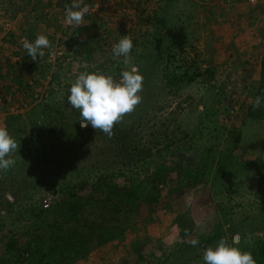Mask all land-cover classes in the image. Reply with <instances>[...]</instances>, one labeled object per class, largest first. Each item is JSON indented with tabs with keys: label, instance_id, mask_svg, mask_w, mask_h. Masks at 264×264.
<instances>
[{
	"label": "rangeland",
	"instance_id": "obj_1",
	"mask_svg": "<svg viewBox=\"0 0 264 264\" xmlns=\"http://www.w3.org/2000/svg\"><path fill=\"white\" fill-rule=\"evenodd\" d=\"M71 2L0 0V127L18 145L15 165L0 171V256L13 237L30 244L28 232L49 236L48 224L42 228L41 220L28 218L51 210L73 188V196L84 198L82 218L95 225V235L71 264H204L206 247L221 238L231 243L237 233L236 246L264 264V104L253 111L255 118L249 117L258 87L237 79L227 83L224 69L215 70L203 57L197 61L199 36L229 22H213V5L205 7L202 0H84L89 13L82 25L70 26L65 5ZM93 24L96 43L65 49L75 30L85 34ZM38 34L47 35L51 48L33 61L20 41H34ZM123 35L133 41L128 67L135 65L144 80L141 103L118 124L132 130L137 144L154 142L158 148L132 171L109 175L104 183L109 193H95L96 171L105 163H125L129 151L120 153L116 141L91 125L82 128L79 111L67 97L82 72H103L119 81L126 66L123 57H113L112 47ZM170 47L177 60L159 63V53ZM170 142L171 148L162 151ZM198 173L197 185H188ZM157 174L162 180L151 184ZM126 177L131 185L159 189L160 197L129 210L125 196L114 191ZM91 192L93 200L87 199ZM106 202L122 211L112 213ZM52 214L50 220L54 216L62 224ZM66 227L61 234L70 240ZM105 229H114L115 236L99 245Z\"/></svg>",
	"mask_w": 264,
	"mask_h": 264
},
{
	"label": "trees",
	"instance_id": "obj_2",
	"mask_svg": "<svg viewBox=\"0 0 264 264\" xmlns=\"http://www.w3.org/2000/svg\"><path fill=\"white\" fill-rule=\"evenodd\" d=\"M86 33L83 34L82 32L74 31L73 35L70 36V39H66L65 49L68 51L70 49L71 51L74 50L76 47L81 46L83 43L88 42H95L99 40V34L98 29L95 24H93L90 28H85ZM93 31L96 32V36H93ZM81 33V34H80ZM158 50H162L159 48ZM159 51V52H160ZM161 59L159 58V63H161V60H164L166 58V62L168 63L169 60H177L178 54L176 51H173L172 47L168 48L167 52H161L159 53ZM181 53L179 54V56ZM158 61L156 63H158ZM196 65V64H192ZM197 71L199 70V67L196 65ZM196 71V72H197ZM200 72V70H199ZM198 72V74H199ZM203 73V76L205 73ZM1 74V71H0ZM208 74V73H207ZM0 80H2L0 75ZM257 96L264 97V55L263 60L261 64V81L258 88L255 90L253 103L255 102V98ZM262 104H264V101H262ZM255 109L253 108V104L251 105V114L249 117L255 118L253 112ZM254 115V116H253ZM115 129H113V136L109 138L107 135H105L102 132V137H107L110 140L116 141L120 146V153L125 152L128 150L125 155L126 162L125 163H116L113 161V164H107L105 163L103 165V168L96 171V173H99L100 175L96 178V187H93L94 192L101 191L103 193H109L106 191L107 186H104V183L106 182V179L109 175L117 176L120 172H125L130 169L132 171L133 169L139 167V165L148 159L150 160L153 156V153L158 148L157 145H154V142L148 143V146H142V144H137L134 134L132 130L125 129L123 126L116 124L114 126ZM235 131H233L234 133ZM18 134V133H17ZM17 136V135H16ZM240 137V136H239ZM238 138L237 141H240V138ZM230 138V137H229ZM228 138V139H229ZM165 140L168 139V135H164ZM171 144L166 143L161 149L169 150L171 148V145H173V142H170ZM230 143V142H229ZM129 147V148H127ZM133 148V149H132ZM237 146H232V148H229V153L231 154ZM160 149V150H161ZM158 150L157 153L160 152ZM103 173H105L103 175ZM102 174V175H101ZM200 176L193 179H187L188 185H197L199 182L198 180L202 178V174L198 173ZM120 177V176H119ZM163 175H155L154 179L152 180L151 184H155L156 181L162 180ZM186 177H192L191 175H187ZM124 186L114 189V191H117V193L120 196H125V203H127V207L129 210H135L138 208L137 204L140 201L145 202H151V200L157 199L160 197V191L159 189L152 187L151 190L148 189V187H143L141 184L138 186L131 185L133 184V180L130 177L124 178ZM148 180H145L143 182L146 183ZM99 185V187H98ZM130 186V187H129ZM113 188V187H112ZM111 188V189H112ZM73 188H70L66 191V197H64L63 201L56 204L51 210L48 211H39L33 215H31L28 219L32 221H38L41 220L43 222L42 228L47 225L50 230V235L47 236L46 233H40L39 236H34L31 232H28L26 234V239H28V242L30 244H23L20 242L15 241V238L13 237V240H7V246L4 247V258L0 256V264H71L73 263V257H80L83 256L85 249L89 247L88 243L92 239V237L95 235V231H93V228L95 225H90L89 222H85L87 218L83 217L82 215L84 212L82 211V206L80 205L81 200H84V198L75 197L71 194ZM124 191V193L122 192ZM87 195V199L95 198L92 196V193ZM121 192V193H119ZM84 196V195H83ZM105 195L100 196L102 199ZM85 197V196H84ZM108 198V196H106ZM105 207L108 208L112 213H120L122 211L115 205H108L109 203H105ZM52 213H55L56 218L59 219L62 224H58L54 220V216H52V219L50 220V216L53 215ZM77 221V225L74 226V224ZM75 222V223H74ZM70 228L68 229V227ZM65 227L68 229L67 236L70 238V240H66V237L61 234L63 230H65ZM180 230V236L181 234V228ZM114 229L109 232V229H105L103 233H101V237L98 238L99 245H104L108 243V241L112 240V238L115 236L113 234ZM16 232H14L15 234ZM37 238V239H36ZM34 239V240H33ZM36 239V240H35ZM90 239V240H89ZM33 240V242H32ZM27 242V243H28ZM33 245V247L30 249L29 246ZM243 245V244H242ZM264 248H261V252ZM74 253V254H73ZM73 254V255H72ZM80 255V256H79Z\"/></svg>",
	"mask_w": 264,
	"mask_h": 264
},
{
	"label": "clouds",
	"instance_id": "obj_3",
	"mask_svg": "<svg viewBox=\"0 0 264 264\" xmlns=\"http://www.w3.org/2000/svg\"><path fill=\"white\" fill-rule=\"evenodd\" d=\"M90 11L89 5L84 0H72L71 4L65 5V23L67 25L80 26L84 17ZM20 43L33 61L40 60L45 56L44 49L51 48V42L47 35L38 34L34 41L27 37ZM133 49V41L129 35L123 37L113 45L114 58L123 57L126 69L120 73L117 81L113 75L103 72H82L72 82L67 97L72 108L79 111L80 126L100 130L109 138L113 136V128L122 122L123 117L132 113L141 103L139 95L143 90L144 77L139 69L130 67V53ZM264 97L257 96L253 104L254 109L261 107ZM17 142L5 127H0V171L7 172L16 163L13 153L17 150ZM12 199L11 196L8 197ZM191 205V197L187 200ZM187 231V230H186ZM240 243L237 233L232 237L231 243L227 238H221L214 247H206L203 251L204 264H257L250 251H243L236 246ZM193 246L197 241H192Z\"/></svg>",
	"mask_w": 264,
	"mask_h": 264
},
{
	"label": "crops",
	"instance_id": "obj_4",
	"mask_svg": "<svg viewBox=\"0 0 264 264\" xmlns=\"http://www.w3.org/2000/svg\"><path fill=\"white\" fill-rule=\"evenodd\" d=\"M202 1L200 4L205 7L213 5V22L223 20L229 24L213 25V29L207 32L205 37L199 36L202 41L196 51L197 61L200 62L203 57L209 60L207 63L215 70L224 69L227 73L224 81L227 83L237 79L249 86L258 87L264 55V6H254L248 3V0ZM205 15L207 17L209 14ZM192 19L194 18L189 17V20ZM204 19L208 20L203 17ZM257 22L261 23L260 28L256 25ZM245 23H248L247 27Z\"/></svg>",
	"mask_w": 264,
	"mask_h": 264
},
{
	"label": "built area",
	"instance_id": "obj_5",
	"mask_svg": "<svg viewBox=\"0 0 264 264\" xmlns=\"http://www.w3.org/2000/svg\"><path fill=\"white\" fill-rule=\"evenodd\" d=\"M248 3L256 5V4H262L264 5V0H248ZM50 205H47L46 208H49Z\"/></svg>",
	"mask_w": 264,
	"mask_h": 264
}]
</instances>
